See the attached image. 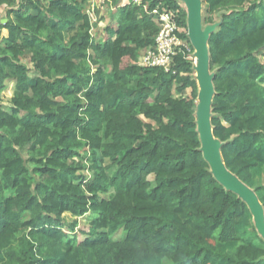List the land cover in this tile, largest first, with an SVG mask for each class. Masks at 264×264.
Listing matches in <instances>:
<instances>
[{"label":"trees","instance_id":"trees-1","mask_svg":"<svg viewBox=\"0 0 264 264\" xmlns=\"http://www.w3.org/2000/svg\"><path fill=\"white\" fill-rule=\"evenodd\" d=\"M88 1L0 0V264H264L248 204L204 158L190 54L167 71L138 65L156 7L192 48L186 10L129 0L95 43ZM201 1L203 24L219 23L207 44L216 158L264 219V0Z\"/></svg>","mask_w":264,"mask_h":264},{"label":"water","instance_id":"water-1","mask_svg":"<svg viewBox=\"0 0 264 264\" xmlns=\"http://www.w3.org/2000/svg\"><path fill=\"white\" fill-rule=\"evenodd\" d=\"M184 5L187 15V36L194 49V71L196 82L199 88L197 102V126L200 134L203 155L209 164L213 174L221 183L241 194L248 204L253 216L255 227L264 238V219L252 193L222 165L216 155L218 147L210 127V102L213 96L212 74L209 72L208 40L211 33L218 27L214 25H202V1L201 0H178ZM5 23V20H3Z\"/></svg>","mask_w":264,"mask_h":264},{"label":"built area","instance_id":"built-area-1","mask_svg":"<svg viewBox=\"0 0 264 264\" xmlns=\"http://www.w3.org/2000/svg\"><path fill=\"white\" fill-rule=\"evenodd\" d=\"M141 0H133V3L140 4ZM112 0H89L87 14L91 22H98L96 11L99 15L104 13ZM154 21L159 27L158 34L155 38L153 48L143 51L138 58V65L141 67H160L164 70H169L172 64V58L177 51L184 49L189 58L194 62V49L191 48L185 41L179 38L180 30L178 28L175 17L171 12L160 7H156L151 11Z\"/></svg>","mask_w":264,"mask_h":264},{"label":"rangeland","instance_id":"rangeland-1","mask_svg":"<svg viewBox=\"0 0 264 264\" xmlns=\"http://www.w3.org/2000/svg\"><path fill=\"white\" fill-rule=\"evenodd\" d=\"M182 6L184 7L183 4H182ZM109 15L106 17L107 21L109 20ZM203 15H204V11L202 13V16ZM3 20H5V19L3 17V14L1 13L0 14V22L3 23ZM214 24H216V23H213L211 25H214ZM202 25H203V27L207 26V25H204L203 22H202ZM4 35H6V31L0 29V37L1 36H4ZM22 62L24 64H26L27 66L30 67V63H29V60L28 59H23ZM194 75L196 77V72L195 71H194ZM6 86L7 87L2 92V105H3V107L5 109H9L10 108V99L12 98V95H13V91L14 90H13V85L10 82H7L6 83ZM149 181L153 185V177L152 176L149 177ZM260 183L261 184H264V172H263L262 178L260 179ZM107 197H108V195H102L101 196V198H107ZM94 218H96V214H93L92 213V215L91 214H87L86 216L78 219V227H77V230H83L85 233H87L89 231V223ZM65 219L67 220L68 223H71L72 222V217L70 215H65ZM68 235H71V234L68 232ZM83 236H84V234H81L80 233V238H82ZM112 238H113L114 241H122L125 238V234H124V232H122V230H119L117 233H115L112 236Z\"/></svg>","mask_w":264,"mask_h":264},{"label":"crops","instance_id":"crops-1","mask_svg":"<svg viewBox=\"0 0 264 264\" xmlns=\"http://www.w3.org/2000/svg\"><path fill=\"white\" fill-rule=\"evenodd\" d=\"M129 0H112V3L108 6L107 10L100 15L102 18L100 21L96 22L97 27L92 30V37L95 43H100L107 39V27L110 29H116V22L113 20L112 15L115 14L119 7L126 5ZM181 5L182 2L178 1ZM184 8V7H183ZM204 11L203 4H202V13ZM110 14V15H109ZM109 15V20L107 21L106 17ZM203 22V16H202ZM5 36V35H4ZM11 83V82H10ZM13 85V83H11Z\"/></svg>","mask_w":264,"mask_h":264}]
</instances>
